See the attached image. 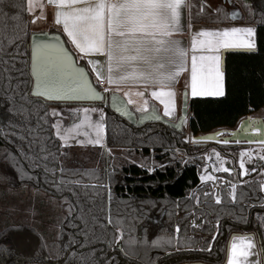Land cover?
Returning a JSON list of instances; mask_svg holds the SVG:
<instances>
[{
	"label": "trees",
	"instance_id": "trees-1",
	"mask_svg": "<svg viewBox=\"0 0 264 264\" xmlns=\"http://www.w3.org/2000/svg\"><path fill=\"white\" fill-rule=\"evenodd\" d=\"M234 1L240 21L256 28V48L226 55L224 95L190 99L179 130L137 127L93 105L105 117L101 147L65 146L55 136L50 108L63 105L31 96L27 0H0V202L17 199V221L0 213V264H224L230 239L244 233L264 251L261 178L247 176L233 199L223 182L237 175L216 173V204L213 186L199 180L207 149L191 142L236 130L248 116L264 120V8ZM189 20L232 22L224 5L212 11L203 0H189ZM49 32L74 54L60 31Z\"/></svg>",
	"mask_w": 264,
	"mask_h": 264
},
{
	"label": "snow or ice",
	"instance_id": "snow-or-ice-1",
	"mask_svg": "<svg viewBox=\"0 0 264 264\" xmlns=\"http://www.w3.org/2000/svg\"><path fill=\"white\" fill-rule=\"evenodd\" d=\"M49 6L55 8V23L62 25V31L67 36L78 54L86 59L91 66V73L97 84L106 85L104 92H113L112 103L120 111L116 93L125 81L142 82L156 88L171 89L180 72L185 70L187 50L174 35L182 31V9L188 7L187 0H47ZM36 0H27V11L34 12ZM43 8V4L38 5ZM255 30L252 27H231L223 30H203L191 40V95L193 97H220L224 95L222 84L223 73L220 68V51L240 49L253 51ZM199 53H209V55ZM23 55V54H19ZM104 58V59H101ZM106 66V71H105ZM115 69V70H114ZM31 76L34 78L32 95L44 99H101L97 88L90 83V76L83 67H74L69 61L64 48L59 44L34 43L31 48ZM31 83V81H30ZM113 86L115 91H113ZM142 97L143 103L137 105L135 111L141 114L149 113V103L145 98L149 93L136 91ZM133 93L125 91L123 96L127 104H137L132 99ZM150 95L163 106V116L173 118L175 113L174 92L171 90H152ZM77 111L84 113L80 125L94 129L95 138H87L86 143L103 147L102 135L105 130L103 115L95 121L88 117L90 112H102V109L82 107ZM124 112L131 113L125 108ZM54 116L60 113L53 110ZM152 119L159 121L160 116ZM255 122H250L254 124ZM56 135L61 140H67L73 129L60 128L53 123ZM259 131L258 129H254ZM76 134H81L77 131ZM86 137L87 133H83ZM78 143L84 144L85 140ZM222 143L228 144V140ZM67 146V145H65ZM244 153H241L243 156ZM260 159L264 160V156ZM240 169H245V163L240 161ZM62 171V170H61ZM214 172H230L225 167L219 153L216 155ZM243 174V172L241 173ZM219 177L211 175L205 169L200 176L204 182L215 183ZM264 189V185L261 186ZM231 193L235 199L236 185H231ZM215 203L220 204L219 190L215 189ZM209 193H205V196ZM264 207V205H262ZM264 226V219L261 220ZM179 231V226H177ZM164 241L153 240V246H159ZM204 249H201L203 251ZM211 250L210 247L208 249ZM250 257H257L250 260ZM264 251H257L253 237L241 235L232 237L228 251L227 264H264Z\"/></svg>",
	"mask_w": 264,
	"mask_h": 264
},
{
	"label": "crops",
	"instance_id": "crops-1",
	"mask_svg": "<svg viewBox=\"0 0 264 264\" xmlns=\"http://www.w3.org/2000/svg\"><path fill=\"white\" fill-rule=\"evenodd\" d=\"M211 1L213 0H204V4L205 6L209 9V10H214L218 5L221 4H215V3H211ZM43 4V8H39L38 5L39 4ZM188 3V7L186 9H182V19H181V24H182V31L176 33L174 35V39L179 40L181 42V45L187 50V58L185 61V70L181 71L179 76L177 77L176 81L173 83V86L171 87V89H167V88H156L153 85L149 84V85H145L142 82H134L131 80L125 81L124 83L121 84L120 86V91L116 93V95L123 99L125 101V103L127 104L126 98L123 96V93L125 91H130L133 93L132 95V99L135 100L137 102V104H127V106L136 114H140L135 111V108L137 105H140L143 103V99L142 97H138L136 96L134 93L136 91H145L146 93H149L145 98H147L148 103H149V112L151 111V109H154V112L158 113L159 115L163 116V106L155 99H153L150 95V92L152 90H171L174 92V101H175V113H174V117L173 118H168V117H164L165 119H167L168 121L172 122V123H178L179 122V118L181 117V113H182V109L183 107L185 109H187L186 112V116L185 119L183 120V125L186 124V122H188V118H189V113H188V108H187V104L188 101L192 98H217V97H212V96H204V97H193L191 95V88H190V84H191V56H192V50H191V40L193 38V36H195L198 32L203 31V30H223L225 28H231V27H252L255 30V35L253 37L255 45H256V28L253 25H247L244 24L240 21V17H241V13L240 9L238 11L236 10H229L230 12V18L232 20L231 23L228 24H224V25H215V24H191L190 20H189V0H187ZM36 5L37 7L34 9V12L32 14H29L28 11V15L31 21V30L33 33H42V32H49L51 29H56L58 31H60L64 37L66 38L67 42H68V38L67 36L63 33L62 31V25H57L55 23V19H54V15H55V8L54 6H49L47 3V0H36ZM68 44L70 45V48L72 49V51L74 52L76 58L78 61H82L89 74L91 75L93 81L96 83V78L95 76L91 73V66L87 65V61L85 58L82 57L81 54H78L77 50H75L74 46L68 42ZM256 48V47H255ZM230 50H240V49H230ZM255 50V49H254ZM227 51V50H221L219 55L221 57V62H220V68L221 71L223 73V77H222V84H223V89H224V93H225V79H224V69L222 68V54ZM201 54H205V55H209V53H199L197 52V55H201ZM228 53H226L224 55V67H225V57ZM104 59V58H101ZM115 70V69H114ZM105 71H106V66H105ZM106 86V85H105ZM104 86V87H105ZM103 91V88H102ZM113 91H115V87L113 86ZM104 92V91H103ZM106 94H113V92H105ZM221 97V96H220ZM82 107H92L93 106H70L71 109H67L65 110L64 107H51L50 108V115L52 117V113L53 110H55L56 112L60 113V115L56 116V119H53V123H55L58 127L59 125H63L68 127L69 129L72 128L75 124H81V121L84 118V113L77 111V109H80ZM68 108V107H67ZM74 108V109H72ZM100 115L104 116V113H98V112H90L88 113V117L95 121L99 118ZM63 119L67 122V123H63ZM87 125V121H84ZM104 124H105V119H104ZM86 129H89L91 131L94 132L93 128H88L87 126H85ZM54 133L55 136L60 139L57 135H56V129H54ZM62 133V132H61ZM85 133V132H84ZM63 134V133H62ZM88 134V132H87ZM240 134L236 133V136L239 137ZM79 136L80 134H74V133H70L68 136L67 140H61L60 142L64 145L66 144L68 145H72V146H99V145H90L86 143L87 138H95L93 137V133H90L87 137L85 135H83L84 137H81L82 140H85L84 144L79 143L78 144V140H79ZM102 143L103 145H105V130L104 133L102 135ZM217 155V154H216ZM216 160V159H215ZM224 161V159H221ZM228 164H225V167ZM204 170L205 168H203L202 170V175L204 174ZM253 241L256 245V250L258 251V247L256 244V240L253 238ZM232 243V241H231ZM231 243L229 244V248L228 251L231 247ZM250 260H256L258 259L257 257H250ZM224 264H227V260Z\"/></svg>",
	"mask_w": 264,
	"mask_h": 264
},
{
	"label": "water",
	"instance_id": "water-1",
	"mask_svg": "<svg viewBox=\"0 0 264 264\" xmlns=\"http://www.w3.org/2000/svg\"><path fill=\"white\" fill-rule=\"evenodd\" d=\"M34 43H49V44H59L61 47L64 48L65 53L69 57L70 63L74 67H83L85 71L89 74L87 68L84 66H80L77 64V59L75 55L68 49L66 46L63 38L61 35L58 33H50V32H42V33H32L30 36V41H29V52H30V57H29V72L31 76V48ZM255 50L251 51L254 52ZM235 52H243V53H250L249 51L246 50H227L222 54V68L224 69V55L226 53H235ZM90 76V75H89ZM31 96L34 98L41 99L45 102H50V103H58L61 105H82V106H93V105H103L107 106L112 112H114L116 115L119 117L123 118L126 120L128 123L134 126H142L145 123H161L163 125L172 127L176 130H179L182 125H183V120L185 119L187 109L183 107L181 117L179 118L178 123H172L165 119L163 116L159 115L158 113L154 112V109H151L149 113L146 114H136L134 113L125 103V101L121 98L118 99L121 101L120 104V111L116 110V106L113 105L112 103V95L111 94H106L102 90L97 89L99 92L100 96L102 97L101 99H75V98H70V99H44L43 97L40 96H35L32 95V92L34 91V78L31 76ZM90 83L96 87L92 81V78H90ZM97 88V87H96ZM127 109L130 115L126 114L124 112V109ZM188 108V104H187ZM160 116V120H154L152 119V116ZM254 121L255 123L253 124L251 131L249 132H244L245 129H243V125L246 122L247 123V128L250 126L249 123ZM254 129H258L259 131H255ZM256 132L253 133V132ZM236 133L240 134L239 137H236ZM225 134H228L226 136ZM225 135V136H224ZM195 142V145L198 146H204L206 143H211L215 140L222 142L223 140H228L229 143H235V142H247V143H260L264 142V120L262 118H250L249 116L246 117V119L242 120L239 127L236 130L233 131H217L214 133H209L205 135H200L193 137ZM228 143V144H229Z\"/></svg>",
	"mask_w": 264,
	"mask_h": 264
},
{
	"label": "rangeland",
	"instance_id": "rangeland-1",
	"mask_svg": "<svg viewBox=\"0 0 264 264\" xmlns=\"http://www.w3.org/2000/svg\"><path fill=\"white\" fill-rule=\"evenodd\" d=\"M211 3L224 5L228 10H236V11L239 10V7L235 3L234 0H213V1H211ZM259 5L264 8V0H261L259 2ZM75 106L77 107V105H74L73 107H75ZM94 108H97V107H94ZM64 109L67 110V109H71V108L70 107H68V108L66 107ZM72 109H74V108H72ZM98 113H101V112H98ZM52 117H53V119H56V116H54L53 114H52ZM63 123H67V122L63 119ZM186 124H187V122H186ZM78 125H80V124H78ZM244 125H245L244 128H246L247 127V123H244ZM249 125H250V123H249ZM85 126H86V123L84 122V126H81L78 130L74 129L73 127L70 128V129H73L72 133H74V134L77 133V131H79V133H81L80 134L81 137H84L83 136L84 132L85 133L88 132V135L90 133H93V137H94V132L91 131L90 129L88 131V129H86ZM252 126H253V124H251V126L246 128L244 130V132L251 131ZM59 128H60L62 133H64L65 129H69L68 127L63 126V125H59ZM253 133L256 134L255 131ZM225 135L228 136V134H225ZM80 136H79V140L78 141L82 140ZM191 142L192 143L196 142L193 137L191 138ZM64 145H66V144H64ZM226 145L227 146L228 145H234V146H238L239 148L243 147V148H241L240 152L244 153V155L241 156V153H239L238 154L239 155L238 159L239 160H243L244 163H249L250 161L254 162V158H258L259 153H261V150L264 149V142H260V143L235 142V143L224 144L222 142H219V141L215 140V141H213L211 143H206L205 147H206L208 152L204 155L205 161H206L205 169L208 170L209 174L214 175L216 173V172L213 171V168L216 166V160L215 159H216V154L217 153H216L215 149L217 148V146H226ZM224 162H225V164H228V165H226V167L230 168L229 164H232V161L224 160ZM204 173H205V170H204ZM8 197H10V198L7 199L4 203L0 202V213H2L4 211H7V213L12 214V218H11L10 221H12V220H16L17 221V199H15L14 196H10V195ZM2 218H4V216ZM1 221H3V219H1Z\"/></svg>",
	"mask_w": 264,
	"mask_h": 264
},
{
	"label": "flooded vegetation",
	"instance_id": "flooded-vegetation-1",
	"mask_svg": "<svg viewBox=\"0 0 264 264\" xmlns=\"http://www.w3.org/2000/svg\"><path fill=\"white\" fill-rule=\"evenodd\" d=\"M64 106L65 107H70V106H74V105H63L61 107H64ZM244 127H245V125H243V129H246L247 128V127L246 128H244ZM236 137L238 138V136H236ZM193 145H195V143H193ZM228 147H236L237 148V151H235L232 154L231 153H220V151L217 148L215 149V151H216V153H219L221 159L232 161V164H229L230 165V169L232 171L225 172V173H228V174H236L237 175V178H236V180L234 182H231V181L230 182L229 181L228 182L227 181L223 182L224 185L229 188V196L232 197L230 195V193L232 191L231 185L232 184L240 185L242 183V181H244L245 178L247 176H249V175H254V176L260 177L261 180H262V185H264V180H263L264 179V170L262 168V164H263V161L264 160L260 159V157L264 155V149L261 150V153H259L258 158H254V162L253 161H250L249 163H245V169H247V171H244V170H241L240 169V161L241 160L238 159V157H239L238 154L241 153L240 150L243 147L239 148L238 146H234V145H228ZM207 152L208 151H206V153ZM204 160H205V157H204ZM205 167H206V161H205L204 165L201 167L200 174H199V180H200V176L202 175V170ZM242 172H243V174H241ZM216 173H221V172H216ZM200 182L201 183H209V184H211L213 186V183L212 182H204V181H201V180H200ZM215 189H218L219 192H220L219 186L216 183H215ZM215 189L213 187V195H214V198H215V195H216ZM262 190L264 191V189H262ZM245 234L252 236L256 240V244H257V247H258V251H262L261 250V246H260L259 238L255 234L244 233V234H241V235H245ZM241 235H239V236H241ZM231 241H232V238L230 239L229 244L231 243ZM229 244H228V248H229ZM227 256H228V250H227ZM260 259H263V258L261 257Z\"/></svg>",
	"mask_w": 264,
	"mask_h": 264
},
{
	"label": "built area",
	"instance_id": "built-area-1",
	"mask_svg": "<svg viewBox=\"0 0 264 264\" xmlns=\"http://www.w3.org/2000/svg\"><path fill=\"white\" fill-rule=\"evenodd\" d=\"M99 85V87L102 89V88H104V84H98Z\"/></svg>",
	"mask_w": 264,
	"mask_h": 264
},
{
	"label": "bare ground",
	"instance_id": "bare-ground-1",
	"mask_svg": "<svg viewBox=\"0 0 264 264\" xmlns=\"http://www.w3.org/2000/svg\"><path fill=\"white\" fill-rule=\"evenodd\" d=\"M246 123V122H245Z\"/></svg>",
	"mask_w": 264,
	"mask_h": 264
}]
</instances>
